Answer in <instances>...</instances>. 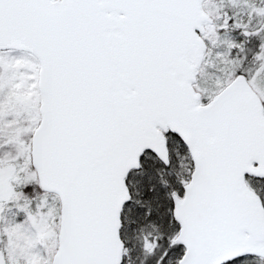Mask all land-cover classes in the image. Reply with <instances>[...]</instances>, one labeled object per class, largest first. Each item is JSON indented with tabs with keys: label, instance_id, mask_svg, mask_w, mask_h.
<instances>
[{
	"label": "snow or ice",
	"instance_id": "snow-or-ice-1",
	"mask_svg": "<svg viewBox=\"0 0 264 264\" xmlns=\"http://www.w3.org/2000/svg\"><path fill=\"white\" fill-rule=\"evenodd\" d=\"M0 264H264V0H0Z\"/></svg>",
	"mask_w": 264,
	"mask_h": 264
}]
</instances>
